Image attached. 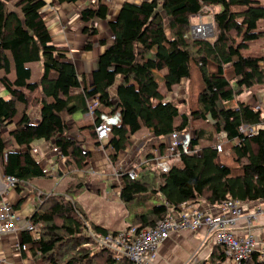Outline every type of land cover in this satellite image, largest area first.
<instances>
[{"label": "trees", "instance_id": "trees-1", "mask_svg": "<svg viewBox=\"0 0 264 264\" xmlns=\"http://www.w3.org/2000/svg\"><path fill=\"white\" fill-rule=\"evenodd\" d=\"M46 3L0 0V86L7 92L0 94V166L4 177L16 178L15 192L23 188L29 196L39 192L37 209L42 212L36 219L40 227L20 232L19 244L27 246L21 249L25 257L33 264H131L128 258L100 247L87 234L118 231L110 232L88 221L75 201L83 181L75 180L62 193L33 189L31 184L33 179L46 176L33 152L38 140L57 148L68 173L86 167L90 152L69 136L68 121L77 112H87L89 101L95 97L99 105L88 132L90 138L109 149L110 163L142 129H149L156 138L157 145L151 149L163 153L164 140L172 132H188L191 123H196L188 152L178 151L167 171L147 163L152 156L149 149L135 178L120 172L123 185L119 196L135 222L127 228L152 227L168 212L181 211L184 204L202 202L206 210L215 211L230 200L264 201L262 110L242 100L232 105L244 91L264 83V54H244L264 38V26L259 24L264 20L262 0L123 1L112 19H108L109 7L104 0H93L79 11L87 38L83 48L92 49L91 38L97 29L90 23L95 20H107L112 41L108 44L100 38L103 50L89 85L81 82L68 47L53 42L42 12ZM204 9L212 13L215 35L211 40L189 33L192 15H209ZM35 61H40L41 73L30 81L28 64ZM191 63L197 66L202 88L195 108L179 114L177 103L167 100L166 95L183 78L190 77ZM12 71L14 76L10 77ZM158 72H162L164 93L159 90ZM32 108L38 111L36 122L29 114ZM116 111L120 124L111 128L108 140L99 141L95 126L101 121L100 115ZM249 125L258 129L243 133L241 127ZM215 135L234 143L229 154L240 169L238 173L218 161L211 142ZM8 138L15 149L8 148ZM22 200L12 208L17 210ZM251 262L264 264V258L256 252ZM201 264H227V257L214 244Z\"/></svg>", "mask_w": 264, "mask_h": 264}, {"label": "crops", "instance_id": "crops-1", "mask_svg": "<svg viewBox=\"0 0 264 264\" xmlns=\"http://www.w3.org/2000/svg\"><path fill=\"white\" fill-rule=\"evenodd\" d=\"M45 1L47 3L42 12L44 13V15H46V21L53 38V42L56 44L65 45L68 47V49L70 48L69 54H71L70 56L74 61L81 82L89 85L91 83V73L95 69L97 64V58L103 50V46H100L99 44L100 39H94L95 42L92 45V49L85 50L82 45L85 39H69V35L67 34L68 31H64L65 33H62L64 27H68L67 25H71L73 21L80 17L75 9L78 4L83 2V0H78L74 3L61 4L57 3L55 0ZM111 1L113 2L112 6L114 8L112 10V13H109L108 19H112L116 15L123 1L139 3L142 0ZM83 3H85L86 5L91 4V2L88 0H84ZM100 21L95 20L96 24L100 22L99 27L97 26L99 30L105 27L103 22H105L106 27H108L107 20ZM83 26L84 25L81 26L80 32H82ZM107 30H105V32ZM56 34L59 36H56ZM106 41L108 44H110L112 41V35L109 37V39H106ZM80 49H82V51L79 52ZM160 83L161 75H159L158 80L159 85ZM81 88H79L78 91H81ZM0 94L5 96L7 92L3 88H1ZM237 100L245 101L253 105L254 107L260 108L263 111L264 119V83L244 91L234 101H232V105L236 104ZM29 114L31 115V119L34 122L39 119L37 109L32 108ZM92 122L93 117L87 112L82 114L81 120H76L72 117L68 121L69 136L77 140L82 148L87 149L90 152L88 163L86 167L81 171H72V174L68 173L67 168L63 164L62 158H59L58 152L51 149L52 145L50 142L38 140L34 143V148H36V152H38L35 154L38 155V159L40 158L41 165L48 171L45 177L35 178L31 181L33 189H40V191L42 190L45 192H60L63 186L64 189L66 188V185L64 183L68 178L70 179L72 177H76L80 178L81 181L84 182L81 192L84 189L93 191L97 195L103 192L102 195L105 200H111L119 205L124 204L119 196L120 188L123 185L120 170H124L125 167L128 168V166L123 163L128 157L121 159L117 156L114 165L111 164L108 161L107 157L109 149H105L102 144H98L96 140L90 138L89 136L87 126ZM142 130H140L139 132H142ZM139 132L135 133L132 136V140H130L131 146L129 145V147L123 150L125 151L130 148L127 153H133L131 155L132 158L137 154L136 161L134 162L135 164L143 161V158H145L144 156L147 155V151L153 147V144L157 145V143H154V140H156V138L153 137L154 135L149 129H146V131L142 133L143 135L137 137V134ZM219 138L224 141V145L228 143L231 147L232 144H234L232 141L225 140L221 135L219 136ZM7 145L9 149H15L13 141H11V139L9 138ZM138 147L140 148L136 152V149ZM218 161L220 163L228 165L230 168L234 167V169H236L235 172L233 171L234 173H238L240 171L238 165H231V162H233L231 156L229 157V159L226 158V160H222V158L218 156ZM84 175V179L81 178ZM41 178L44 179L41 180ZM45 180L47 182H45ZM3 187L4 176L2 168L0 166V188ZM38 193L39 192L37 191V195ZM18 194L27 195V192H25L24 188L20 193L15 192L13 189L7 190L6 196L10 203H12V205L18 201ZM37 195H28L30 198L29 201H25V203L19 205L17 210H15L21 215L20 223H23V220L25 218L28 222H34V220L39 218V216L41 215L42 212L37 209ZM76 201L80 204V206L86 213L89 222L101 225L110 232L122 230V225H124L125 222L123 224H119L116 228H113L112 226H107L102 222L99 223L95 220H90L89 214L88 212H86V208H84V204L79 200ZM255 205L263 206L264 201H259L253 204V206ZM251 226L254 232H256L258 235H264V210L259 217L253 219V221L251 222ZM244 228L245 221L244 218H241L237 222L235 231L236 233L240 234ZM21 231H24L23 228H20L17 233L4 234L0 237V264H33L32 261L25 257L19 249ZM214 243L215 242L213 237L204 226L198 228L194 232H174L168 239H165L159 245L156 251L155 259L149 264H201L209 256ZM261 246L263 245L261 244ZM227 264H229V262Z\"/></svg>", "mask_w": 264, "mask_h": 264}, {"label": "built area", "instance_id": "built-area-1", "mask_svg": "<svg viewBox=\"0 0 264 264\" xmlns=\"http://www.w3.org/2000/svg\"><path fill=\"white\" fill-rule=\"evenodd\" d=\"M211 21H206V16L197 13L190 18V36L195 38L209 39L211 34ZM99 105L98 98L95 97L89 101V115H94V110ZM257 108V107H256ZM260 109V108H258ZM101 121L95 126L96 137L103 142L109 139L111 128L120 124L121 118L118 111L113 114L100 115ZM263 119V111H262ZM264 123V119H263ZM258 129L257 125L241 127L245 134L253 133ZM220 135L213 137V148L217 154L225 149L224 141L219 138ZM193 137L191 131L172 132L164 140L166 149L161 153L158 149H150L151 157L147 160L149 165L159 167L162 171H167L170 167V161L177 156L178 151L188 152L190 141ZM57 151L56 147H52ZM36 148L33 149L34 153ZM143 162V161H142ZM142 162L133 164L121 171L130 178H135L137 169ZM44 168V172L47 173ZM16 184V178L13 176L4 177V187L0 188V237L4 234L17 233L20 228L33 231L37 229L36 225L28 222L25 218L23 223L21 215L12 207V203L7 199L8 189H12ZM240 200H230L223 203L221 210L210 211L203 207L202 202L184 204L181 211H170L152 227L138 229L136 226L124 228L116 233L105 235L88 231L87 234L94 239L100 247L107 248L118 257H126L131 264H149L155 259L156 251L159 245L168 239L174 232H194L204 226L214 239V244H218L229 264H253L251 260L256 252L264 258V235H258L252 229L251 222L260 216L264 207L254 206L245 212L248 204ZM244 218L245 228L238 234L235 231L239 219ZM27 221V222H25ZM260 242V243H259ZM261 244L263 246H261ZM26 245H20L19 249H26Z\"/></svg>", "mask_w": 264, "mask_h": 264}, {"label": "rangeland", "instance_id": "rangeland-1", "mask_svg": "<svg viewBox=\"0 0 264 264\" xmlns=\"http://www.w3.org/2000/svg\"><path fill=\"white\" fill-rule=\"evenodd\" d=\"M88 1H90L91 4L93 3V0H88ZM83 2H84V0H83ZM83 2L78 4V6L75 9L78 14H79L80 9L83 6L88 5V4L86 5ZM104 3H106L108 5L109 13L111 14L112 10L114 8L112 6L113 2L111 0H104ZM262 4H264V0H262ZM209 10H211V12L214 11L213 8H210ZM209 10L204 9V13L209 14V15H206V21H211V23H212V13ZM97 21H99V20H97ZM99 23L96 24L95 21L90 23L91 26H93L97 29V34H95L91 38L92 44H94V42H95L94 39H100V38L109 39V37L111 36V33H110L108 27H106V23L103 22L105 27L100 29V30L97 28V26L99 27ZM259 24L261 26H264V20L259 21ZM82 25H83V23L80 21V17H78V19L73 21L71 23V25L69 24V25H67L68 27H64L62 33H65L64 31H68L67 34L69 35L68 36L69 39H85L86 40L87 39L86 35L83 32H80ZM105 30H107V31L105 32ZM214 35H215V28L213 26H211V34H210L209 40L213 39ZM56 36H59V35L56 34ZM85 40H84V42H85ZM84 42H83V44H84ZM97 43H98V40H97ZM263 50H264V38H262L259 42L255 43L254 45L250 46L249 49L244 50V54H246V55L259 54L260 55V53L264 54ZM69 51H70V48H69ZM80 51H82V49H80L79 52ZM28 65L31 67V70H32V74H31V77L29 80L35 81L40 76V73H41L40 61L31 62ZM211 68H213V65H211ZM2 74H3V71L0 70V76ZM159 75H161L160 72L157 73L158 78H159ZM13 76H14V72L12 71L10 73V77H13ZM1 88L2 87L0 86V89ZM201 88H202V82L200 79V75H199L197 66L194 63H191V75H190V77L189 78H183L179 85L174 86L171 91H168L167 95H166V99L175 101L177 103V106L179 109V114L183 113V112H189L190 110L195 108L194 106H195L196 95ZM159 90L162 93H164L166 91L162 82L159 85ZM111 91L113 92L114 89L112 88ZM177 118H178V116H177ZM73 119L81 120L82 114L80 112H77L76 114L73 115ZM193 125H196V123H194V124L191 123V127L189 128V131H191L192 133H193V127H194ZM145 131H146V129H143L142 132H139L137 134V137L143 135L142 133ZM211 142H213V139ZM129 144H131L130 139H129ZM224 147H225L224 151L222 153L218 154V156H220L222 158V160H226V158L229 159V157H230L229 156L230 145L228 143H226V145H224ZM139 148L140 147H138L136 149V152L139 150ZM129 149L120 152L119 153L120 155L118 154V158L120 157L121 159L128 157L127 159H125V162H123L128 167H130L136 161V158L131 157V155L133 153H131V152H130L131 154L127 153L129 151ZM109 154L110 153L108 152V155H107L108 158H109ZM36 157L38 158V155H36ZM108 161H109V159H108ZM234 163H235L234 161L231 162V165L236 166L237 164L236 163L234 164ZM111 164L114 165V163H111ZM232 169L234 172L236 171V169H234V167H232ZM71 174H72V172H71ZM84 177H85V175L82 176L81 178L84 179ZM43 179L44 178H41V180H43ZM46 179H48V178H46ZM75 180L78 181L81 179L76 178V177H72L70 179L68 178L66 180V182L64 183L66 185V188L71 187ZM45 182H47V181L45 180ZM83 184H84V182H83ZM63 189H64V186L60 190L59 193L64 192L65 189L64 190ZM92 190H94V189H92ZM25 192H27V191L25 190ZM102 194H103V192L100 193L99 195H97L93 191H88V190L84 189L80 193V195L75 199V201L79 200L80 202H82L84 204V208H86V212H88L90 220H95L99 223L102 222V223L106 224L107 226H110V227L112 226L113 228H116L119 224H123L125 222L124 225H122L123 226L122 229L126 228V226H129L130 224H135V222H132L133 213L129 212V209L127 206H125L124 204L119 205L116 202H113L111 200H105ZM21 197H23L21 204L25 203V201H29V199H30L28 194L27 195L18 194V200ZM159 202L160 201L152 200V203H155V204H158ZM253 204H255V203L248 204V208L245 209L246 210L245 212H247V210H250L251 208H253L254 207ZM255 206H260V205H255ZM261 207H264V205ZM35 221L36 220H34V222H32V223H34V225H36L37 228L40 227V225L38 226V224H37L38 222L35 223ZM25 222H27V221H25Z\"/></svg>", "mask_w": 264, "mask_h": 264}]
</instances>
